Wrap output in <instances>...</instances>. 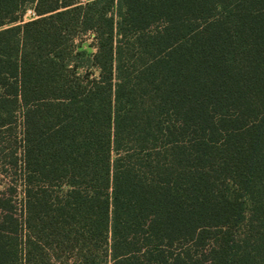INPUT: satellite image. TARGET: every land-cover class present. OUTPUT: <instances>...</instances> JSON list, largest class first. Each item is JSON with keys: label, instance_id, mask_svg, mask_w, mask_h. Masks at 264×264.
Instances as JSON below:
<instances>
[{"label": "trees", "instance_id": "trees-1", "mask_svg": "<svg viewBox=\"0 0 264 264\" xmlns=\"http://www.w3.org/2000/svg\"><path fill=\"white\" fill-rule=\"evenodd\" d=\"M10 169L0 264H264V0H0Z\"/></svg>", "mask_w": 264, "mask_h": 264}, {"label": "rangeland", "instance_id": "rangeland-1", "mask_svg": "<svg viewBox=\"0 0 264 264\" xmlns=\"http://www.w3.org/2000/svg\"><path fill=\"white\" fill-rule=\"evenodd\" d=\"M33 18V12L28 11L24 17L25 22L31 20ZM92 43V39L90 36L83 38V48L94 52L93 48H89V44ZM20 131L21 127L19 125H15L14 127L8 129V133L6 137L9 138L13 147H18L20 141ZM11 197L13 201V205L15 208V212L17 217L19 218L23 213V194H22V186L19 177V173L14 172V170L10 169L7 173H2L0 171V198L3 197Z\"/></svg>", "mask_w": 264, "mask_h": 264}]
</instances>
